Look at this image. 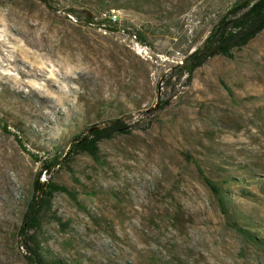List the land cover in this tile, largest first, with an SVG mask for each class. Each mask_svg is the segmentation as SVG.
<instances>
[{"label":"rangeland","instance_id":"obj_1","mask_svg":"<svg viewBox=\"0 0 264 264\" xmlns=\"http://www.w3.org/2000/svg\"><path fill=\"white\" fill-rule=\"evenodd\" d=\"M239 1L0 0V264H28L17 232L40 159L54 158L41 181L78 200L58 193L44 212L48 258L264 264V32L167 83ZM158 100L169 103L149 126L102 141L99 162L80 154L69 172L86 127ZM186 152L228 195V217Z\"/></svg>","mask_w":264,"mask_h":264},{"label":"trees","instance_id":"obj_2","mask_svg":"<svg viewBox=\"0 0 264 264\" xmlns=\"http://www.w3.org/2000/svg\"><path fill=\"white\" fill-rule=\"evenodd\" d=\"M39 1L44 4L49 3V0ZM262 32H264V0H241L235 3L211 30L203 45L188 55L182 61V64L174 67V70L168 76L167 83L176 78L175 71H179L181 76H186L188 82H191L194 72L201 68L210 58L222 56L232 59L235 49H242L248 46ZM168 103V101L158 100L156 108L164 109ZM150 110L153 113L156 112V109ZM126 117L110 119L86 127L79 136L74 138L63 159L69 172H73L69 164L76 156L87 154L99 162V144L102 141L110 140L118 134H129L132 129H135L128 125ZM16 138L22 144V141L17 136ZM184 156L187 161L195 165L211 191L215 195L220 196L219 206L222 213L228 217V195L222 194L221 188L205 175L204 169L195 157L188 152ZM40 161L42 162V167L33 183L32 198L27 204L17 237L22 250L26 253L28 264H66L63 259L48 258L46 256L40 239L43 228L42 217L45 211L52 209V201L56 194L65 193L74 201L78 200V194L53 182L51 178L41 181L43 175L50 174L52 170L61 165L62 161L59 158H54L51 161L40 159ZM241 231L247 234L245 230Z\"/></svg>","mask_w":264,"mask_h":264},{"label":"built area","instance_id":"obj_3","mask_svg":"<svg viewBox=\"0 0 264 264\" xmlns=\"http://www.w3.org/2000/svg\"><path fill=\"white\" fill-rule=\"evenodd\" d=\"M109 19L111 22H116L118 20L117 14H110ZM137 36L133 35V40H136ZM157 107V103L154 105L152 109H155ZM155 112H151V110L145 111L143 114L135 115L133 118L126 117L128 125L133 128H143L146 126H149L152 121L154 120Z\"/></svg>","mask_w":264,"mask_h":264}]
</instances>
